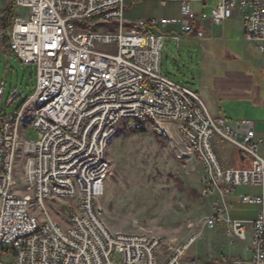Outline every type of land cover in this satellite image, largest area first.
<instances>
[{
	"label": "built area",
	"instance_id": "1",
	"mask_svg": "<svg viewBox=\"0 0 264 264\" xmlns=\"http://www.w3.org/2000/svg\"><path fill=\"white\" fill-rule=\"evenodd\" d=\"M134 1L0 0V46L13 11L7 50L37 69L22 106L12 113L0 106V264H180L204 227L224 224L235 242L247 238L249 223L252 257L228 264H264V195L245 198L260 206L253 222L232 219L226 199L239 186L264 185V137L251 121L233 127L214 118L198 92L162 71L166 42L203 41L201 22L222 26L238 13L245 39L264 54V0H159L178 2L180 15L131 23L125 14ZM209 2L215 6L207 17L196 4ZM19 96L14 89L9 105ZM166 123L179 126L201 167V194L213 198L212 213L191 224L195 233L181 246L178 238L114 232L105 220L110 140L121 128L158 131ZM26 127L39 130L38 141L24 136ZM216 136L249 156L250 165L225 167L214 151ZM54 200L61 203L56 213ZM115 252L123 254L121 263Z\"/></svg>",
	"mask_w": 264,
	"mask_h": 264
},
{
	"label": "rangeland",
	"instance_id": "2",
	"mask_svg": "<svg viewBox=\"0 0 264 264\" xmlns=\"http://www.w3.org/2000/svg\"><path fill=\"white\" fill-rule=\"evenodd\" d=\"M134 4L128 7L125 19L180 15L179 3L168 2L164 7L159 0H139ZM213 6L215 2H209L207 14ZM192 47H185L182 43L178 47L174 41L166 42L162 61L164 76L193 91L202 92L204 87L209 86L216 90L214 74H210L209 80L202 77L199 45ZM256 54L263 55L259 48H256ZM235 64L245 67L242 62ZM220 71L219 68L217 76L223 74ZM3 82H6L5 96H0V106L9 113L22 106L34 92L37 83L36 66H25L17 57L9 54L5 44L0 46V87ZM17 88L20 96L14 104L9 105L10 95ZM220 102L224 105L231 103V100L222 99ZM232 107L234 111L229 116L238 113L235 103H232ZM233 118L231 116L229 122H235ZM158 131L134 133L121 128L110 140L107 156L112 172L105 182V220L114 232H144L165 240L178 238L181 246L195 232L191 224L211 214L212 207L201 194V167L195 157H186L187 145L183 139L175 131ZM24 136L38 141L39 130L26 127ZM22 170V167L17 169L20 187H23ZM21 193L31 194L27 188L21 189ZM49 205L56 213L61 203L54 200ZM112 259L121 263L123 254L115 252ZM183 262L182 257L180 263Z\"/></svg>",
	"mask_w": 264,
	"mask_h": 264
},
{
	"label": "crops",
	"instance_id": "3",
	"mask_svg": "<svg viewBox=\"0 0 264 264\" xmlns=\"http://www.w3.org/2000/svg\"><path fill=\"white\" fill-rule=\"evenodd\" d=\"M134 3L135 1L128 7H132L135 5ZM208 5L209 3L206 5L197 3L196 9L204 12V16L209 17L211 10L207 14ZM142 18L151 17L137 16L126 20L132 23ZM201 27L206 32L203 41L185 37L181 43L185 47L191 48L195 44L199 45L201 51L199 65L202 68V77L209 80L210 74H214L213 82L214 80L215 82L213 84L216 90H212L209 86L204 87L202 92H196L201 95L214 118H225L229 122V118L234 116L232 120L235 122L251 121L256 127L258 136L264 137V74L262 72L264 54L257 55L256 48L258 49V47L245 39L244 23L239 13L222 26L211 25L208 21H204L201 22ZM181 43L178 47L181 46ZM236 62H242L245 67L238 66L235 64ZM219 68L220 72H223L221 76L216 75ZM222 99H229L231 103L222 105L220 102ZM232 103L237 105L238 113L229 116V113L234 111ZM239 105H241L240 108ZM235 122L229 123L235 127ZM213 146L219 160L227 168L247 167L251 163L249 156L240 152L231 142L220 136L214 137ZM261 195H264V185L237 187L226 198L232 205L230 217L234 220L247 222L256 220L260 206L247 202L245 198ZM208 200L212 207L213 198H208ZM211 209L212 213L213 208ZM252 234L253 226L249 223L247 238L232 242L226 233L224 224L214 230L204 227L201 229V235L183 255V264H228V260L232 258L248 260L252 257L250 249Z\"/></svg>",
	"mask_w": 264,
	"mask_h": 264
},
{
	"label": "bare ground",
	"instance_id": "4",
	"mask_svg": "<svg viewBox=\"0 0 264 264\" xmlns=\"http://www.w3.org/2000/svg\"><path fill=\"white\" fill-rule=\"evenodd\" d=\"M158 130L162 132H172L175 131L176 135L179 136L180 138L183 139L184 143L187 145L186 146V157L193 156L194 157V152L191 150V148L188 146L187 141L185 140L183 134L181 133L179 126L175 123H166L165 125H160Z\"/></svg>",
	"mask_w": 264,
	"mask_h": 264
},
{
	"label": "trees",
	"instance_id": "5",
	"mask_svg": "<svg viewBox=\"0 0 264 264\" xmlns=\"http://www.w3.org/2000/svg\"><path fill=\"white\" fill-rule=\"evenodd\" d=\"M12 19H13V11H10L9 12V15L7 17H5V21H4V27L6 29V35L4 37V44H5V46H6L7 49H9V45H10V37H9L8 31L11 28ZM15 102L16 101H14L13 104ZM132 132L138 133L137 131H132Z\"/></svg>",
	"mask_w": 264,
	"mask_h": 264
},
{
	"label": "water",
	"instance_id": "6",
	"mask_svg": "<svg viewBox=\"0 0 264 264\" xmlns=\"http://www.w3.org/2000/svg\"><path fill=\"white\" fill-rule=\"evenodd\" d=\"M64 208H67V206H66V205H64Z\"/></svg>",
	"mask_w": 264,
	"mask_h": 264
}]
</instances>
